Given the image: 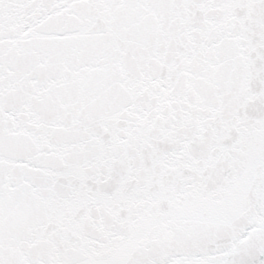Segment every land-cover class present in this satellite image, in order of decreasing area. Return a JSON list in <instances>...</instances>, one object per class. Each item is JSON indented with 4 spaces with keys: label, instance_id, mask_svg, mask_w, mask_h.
Wrapping results in <instances>:
<instances>
[{
    "label": "water",
    "instance_id": "1",
    "mask_svg": "<svg viewBox=\"0 0 264 264\" xmlns=\"http://www.w3.org/2000/svg\"><path fill=\"white\" fill-rule=\"evenodd\" d=\"M0 264H264V0H0Z\"/></svg>",
    "mask_w": 264,
    "mask_h": 264
}]
</instances>
